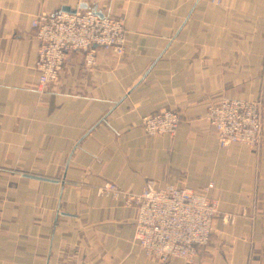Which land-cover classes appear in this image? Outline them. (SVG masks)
Listing matches in <instances>:
<instances>
[{
	"label": "crops",
	"instance_id": "obj_1",
	"mask_svg": "<svg viewBox=\"0 0 264 264\" xmlns=\"http://www.w3.org/2000/svg\"><path fill=\"white\" fill-rule=\"evenodd\" d=\"M85 5L124 17V56L69 51L39 92L31 21ZM224 97L262 101L257 147H219L203 115ZM163 108L176 131L147 135ZM178 176L218 227L191 261L145 257L137 207L96 188ZM0 264H264V0H0Z\"/></svg>",
	"mask_w": 264,
	"mask_h": 264
},
{
	"label": "built area",
	"instance_id": "obj_2",
	"mask_svg": "<svg viewBox=\"0 0 264 264\" xmlns=\"http://www.w3.org/2000/svg\"><path fill=\"white\" fill-rule=\"evenodd\" d=\"M125 21L122 16H99L92 9L56 12L31 21L39 41L34 69L38 72L37 90L58 80L69 51L84 52V63L92 68L98 50L122 58L125 54ZM262 101L224 97L208 105L203 119L215 131L220 148L240 144L259 145L262 134ZM141 128L149 136L173 134L179 124L174 109L163 108L144 115ZM212 184L206 190L212 188ZM96 194L137 207L134 242L145 257L160 261H191L197 249L207 244L218 225V200L206 192L185 185L184 178L158 185L148 179L139 192L127 191L105 181Z\"/></svg>",
	"mask_w": 264,
	"mask_h": 264
},
{
	"label": "water",
	"instance_id": "obj_3",
	"mask_svg": "<svg viewBox=\"0 0 264 264\" xmlns=\"http://www.w3.org/2000/svg\"><path fill=\"white\" fill-rule=\"evenodd\" d=\"M81 7L85 8V9L87 8L86 5L85 6H81ZM92 10H94L95 13L98 14L99 16H103V13H101L99 10H97L95 8H93ZM62 11L63 12L71 13V12H74L75 10H71V9H68V8H64V9H62Z\"/></svg>",
	"mask_w": 264,
	"mask_h": 264
}]
</instances>
